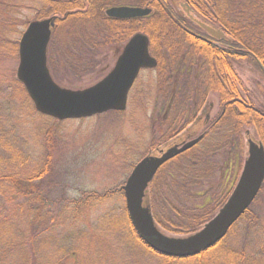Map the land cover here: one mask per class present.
Listing matches in <instances>:
<instances>
[{"label":"trees","instance_id":"1","mask_svg":"<svg viewBox=\"0 0 264 264\" xmlns=\"http://www.w3.org/2000/svg\"><path fill=\"white\" fill-rule=\"evenodd\" d=\"M19 1L20 5L0 1V47L8 44L12 56L19 54L25 26L63 14L55 22L47 53L51 75L59 85L97 69L104 72L102 60L107 56H99L106 49L118 53L136 32L149 36V50L157 61L156 91L163 101L148 153L166 146L180 132L187 133L190 124L196 123L195 131L200 129L198 111L216 85L221 110L196 145L160 168L145 197L156 223L166 232L189 235L201 229L229 195L224 176L242 160V130L264 129V108L243 96L239 89L243 81L233 67L245 60L264 69V0H186L199 18L224 30L227 38L221 40L196 31L168 0H27L40 3L33 20L22 14V2L27 1ZM115 5L153 7L154 12L132 19L109 17L106 9ZM0 57L6 58L2 53ZM1 76L0 264H64L71 257L74 264H264V215L256 207L261 193L220 242L186 258L165 256L141 239L121 188L69 197L64 194L68 186L64 174L63 187L55 196L54 179L59 172L67 173L56 164L64 120L37 111L18 78L3 85ZM112 111L116 110L95 117ZM39 117L57 123L26 136L24 124ZM223 154L227 160L220 165L218 157ZM219 168L218 191L197 190L212 184Z\"/></svg>","mask_w":264,"mask_h":264},{"label":"water","instance_id":"2","mask_svg":"<svg viewBox=\"0 0 264 264\" xmlns=\"http://www.w3.org/2000/svg\"><path fill=\"white\" fill-rule=\"evenodd\" d=\"M151 12V8L142 6L118 5L106 9L109 17L119 19L143 17ZM190 17L215 39L226 37L220 28L192 15ZM57 19V16H52L30 22L19 42L17 78L24 85L36 110L55 119L66 120L126 109L130 90L141 70L157 65L149 50V36L137 32L130 37L112 70L99 82L84 89H70L54 80L48 66V46ZM202 137L203 134L160 149L157 155L143 157L134 165L121 187L126 209L137 233L149 247L165 256L186 258L220 242L247 212L264 182V145L250 138L249 154L239 180L218 212L194 233L185 236L164 234L145 202L146 191L164 164L196 145Z\"/></svg>","mask_w":264,"mask_h":264},{"label":"rangeland","instance_id":"3","mask_svg":"<svg viewBox=\"0 0 264 264\" xmlns=\"http://www.w3.org/2000/svg\"><path fill=\"white\" fill-rule=\"evenodd\" d=\"M0 1L5 3V5L7 4V0ZM15 1L19 2L20 5L21 2L19 0ZM126 1L130 2L131 0ZM168 2L176 10L178 16L187 20L190 19L192 21L193 25L197 29L196 31L200 32L202 35H205L204 37L206 38L211 37L212 39H215L214 37L210 36L194 20H192V18L190 17L191 15L194 16V18H198L202 22H205L203 19L197 16V13L191 10L192 13H190V16L188 15V12L190 11L187 10L188 6L185 5V3L188 4L186 0H168ZM22 4H25V9L22 13L23 17H28L29 20H33L37 16V11L39 9L40 3H38L37 1H35V3L27 1L22 2ZM149 8H151L152 12H154L153 7ZM61 15L63 14L54 13L49 15L48 18L52 16L60 17ZM212 26L215 28H220L213 24ZM25 29L26 26L22 29L23 32ZM220 29L223 30L222 28ZM19 38L21 39V37ZM226 38L227 34L223 39ZM126 43L127 42H125L121 46L120 51ZM4 45V47H0V53L6 56V58L0 57V73L2 74L1 77L3 80L2 83H4L3 85L10 84V82L12 83L13 79H17V69L19 66V54L16 53L15 56H12L10 54V46H8V44ZM101 56L102 58L104 56H107L102 60V64L105 67L104 72H100L101 70L98 71L97 69L95 72L89 75H85L81 80L73 79V82L66 80L61 82L60 86L70 89H84L99 82L112 70L119 56V53H117L114 49H106L99 56V58ZM203 61L205 60H202L200 63L203 64ZM233 67L236 69L239 77L243 81V86H239V89L243 96L246 99L252 100L255 105L264 108V69L262 68V71L260 68L255 67V65L245 60L235 62ZM216 71L217 68L214 69V75ZM155 76L156 73L155 71H153V68H144L141 70L134 86L129 93L127 107L122 111H112L114 113L109 114L108 116H94L82 119L64 120L62 130L60 132L61 136H58L59 147L56 155V164L59 169H66L67 173L59 172L57 174V178L54 179L52 193L55 196L60 192V188L63 187L62 177L64 174H66L67 176L65 178L67 180L63 181L64 185H68L66 186L64 194L69 197H77L83 191L91 192L103 191L105 189L121 188L133 169L132 165L134 166L140 159L149 154L157 155L160 149L167 148L168 146L172 145L181 144L185 141H190L203 134L202 132L205 131V128L208 126L210 121L214 119L221 110L222 96L221 93L217 90L216 85L213 83L206 95L205 103L198 111V117L202 119L203 126L200 128V126L202 125L201 124L198 127L200 129L195 131L194 126L196 123L194 125L190 124L187 127V133L186 131L180 132L177 138H175V140L173 139L166 146L162 145L161 148L155 151L151 150V153H148L151 148L150 146L152 145L151 130L155 126L153 122L156 121V115L160 113V107L163 101L162 97L156 91ZM56 123L57 122H55L54 119L47 117L28 119V121L24 124L25 129L28 130V132H26V136L29 135V132L31 133L32 130H36L37 128H39L40 131L43 132L47 130L48 127H53L54 125H56ZM208 128H206V131L208 130ZM262 130L263 131H258L255 127H249L242 130L243 143L241 147L243 149L240 153L242 160L240 159V163L238 161L237 164H235L231 168L229 167L230 169L227 170L226 173L224 172L225 176L223 183H225L226 188H230L228 197L237 184L245 160L248 157V139L252 138L255 142L262 143L264 145V129ZM41 141L39 142L40 145L42 143ZM31 147L32 145L30 146V148ZM224 160L225 162L227 160L225 154H223V156L221 157H218V162L220 163V165L223 164ZM224 164L225 166H227L226 163ZM213 178L214 179L212 180V184L205 185L204 187H199L197 188V190H203L212 187V193H216L218 191V187L220 185L219 182L221 180L220 168L219 172H216L215 177ZM77 188L79 189L76 190ZM260 193L261 195L259 196V200L257 202H254L257 203V211L259 210L260 213L264 215V182L259 194ZM251 205H254V203H252ZM159 228L164 234L169 236H185L168 233L160 226ZM64 264H74V259L71 257V259Z\"/></svg>","mask_w":264,"mask_h":264},{"label":"flooded vegetation","instance_id":"4","mask_svg":"<svg viewBox=\"0 0 264 264\" xmlns=\"http://www.w3.org/2000/svg\"><path fill=\"white\" fill-rule=\"evenodd\" d=\"M185 5L188 6V9L187 10L190 11V12H188V11L187 12H188V15L190 16V13H192V11H191L192 9L190 8V6L188 4L185 3ZM183 6H184V4H183Z\"/></svg>","mask_w":264,"mask_h":264}]
</instances>
